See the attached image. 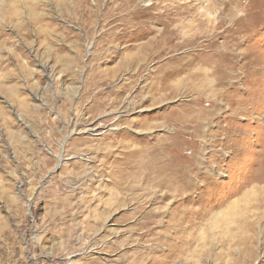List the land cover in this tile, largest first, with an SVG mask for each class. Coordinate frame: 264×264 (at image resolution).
Wrapping results in <instances>:
<instances>
[{
  "label": "rangeland",
  "instance_id": "374dc122",
  "mask_svg": "<svg viewBox=\"0 0 264 264\" xmlns=\"http://www.w3.org/2000/svg\"><path fill=\"white\" fill-rule=\"evenodd\" d=\"M263 172L264 0H0V264H261Z\"/></svg>",
  "mask_w": 264,
  "mask_h": 264
},
{
  "label": "bare ground",
  "instance_id": "6f19581e",
  "mask_svg": "<svg viewBox=\"0 0 264 264\" xmlns=\"http://www.w3.org/2000/svg\"><path fill=\"white\" fill-rule=\"evenodd\" d=\"M62 156V154H61V150L59 151V153H58V155L56 156V160H57V162H60V160H61V157ZM184 173V172H183ZM264 173V172H263ZM262 173V174H263ZM166 174H167V172H166ZM166 174H165V176H166ZM188 176V175H187ZM159 177V176H158ZM157 177V178H158ZM191 176H188L187 177V179L188 178H190ZM160 179H161V177H160ZM256 181L257 182V185L256 186H258L261 190H263V192H264V185H260V183H262V182H264V176H262V175H254V176H252V181ZM162 181V180H161ZM163 181H165V180H163ZM185 181H186V179L183 177V175H182V172H172L171 171V173H170V175H168L167 176V181H166V183L167 184H165V186H166V188H167V190L168 191H173V192H177V191H183V189L185 188ZM162 186V185H161ZM263 198H264V194H263ZM262 198V199H263ZM263 201V200H262ZM263 204L262 205H264V201L262 202ZM260 204V203H259ZM258 205V204H257ZM264 207V206H263ZM210 209V208H209ZM255 210V209H254ZM217 212V213H216ZM215 213L216 214H219L220 213V211L218 212V211H216ZM263 213H264V211H263ZM264 216V215H263ZM262 217V216H261ZM253 222V221H252ZM253 233V232H252ZM251 237H249L250 238V243L251 244H253V241H254V236L253 235H250ZM247 238V237H246ZM250 244V245H251ZM250 247V246H249ZM248 247V249H247V251H248V253L249 254H251L252 253V251H251V248H249Z\"/></svg>",
  "mask_w": 264,
  "mask_h": 264
},
{
  "label": "snow or ice",
  "instance_id": "6c2138e0",
  "mask_svg": "<svg viewBox=\"0 0 264 264\" xmlns=\"http://www.w3.org/2000/svg\"><path fill=\"white\" fill-rule=\"evenodd\" d=\"M130 120H134L135 116H130L129 117ZM146 123L145 121H136L133 125L130 126V129H135V128H139L142 126V124ZM171 259V257H168L167 259L161 260L159 262V264H168V260ZM261 264H264V261L261 262Z\"/></svg>",
  "mask_w": 264,
  "mask_h": 264
}]
</instances>
